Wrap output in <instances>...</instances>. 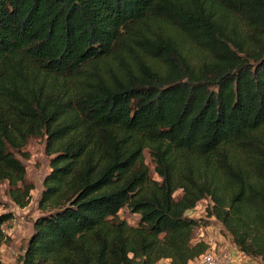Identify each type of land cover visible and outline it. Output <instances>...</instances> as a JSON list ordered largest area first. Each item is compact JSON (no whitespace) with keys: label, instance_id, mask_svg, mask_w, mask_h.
<instances>
[{"label":"trees","instance_id":"trees-1","mask_svg":"<svg viewBox=\"0 0 264 264\" xmlns=\"http://www.w3.org/2000/svg\"><path fill=\"white\" fill-rule=\"evenodd\" d=\"M34 137L50 171L21 264H188L205 199L264 264V0H0V182L21 208Z\"/></svg>","mask_w":264,"mask_h":264},{"label":"rangeland","instance_id":"rangeland-1","mask_svg":"<svg viewBox=\"0 0 264 264\" xmlns=\"http://www.w3.org/2000/svg\"><path fill=\"white\" fill-rule=\"evenodd\" d=\"M16 155L25 164L26 180L33 185V189L30 191L29 203L21 208L10 199L7 182H0V215L5 213L13 215L11 220L1 226L4 240L0 242V264H21L20 256L33 233V222L41 214L39 201L43 190V179L50 171V156L46 153L44 141L40 137L31 138ZM144 157L153 176L157 177L152 157L148 152L144 153ZM179 193L180 191L175 195ZM207 205H209L208 199L201 200L187 212L189 217L201 218L208 222L207 225L196 228L193 237V242H205L207 249L188 264H202V257L206 253L211 255L217 264H263L260 258L248 257L236 249L230 234L222 224L215 218L207 217ZM119 216L132 225L139 218L137 213L131 212L126 207L119 212ZM157 264H170V261L162 259Z\"/></svg>","mask_w":264,"mask_h":264},{"label":"built area","instance_id":"built-area-1","mask_svg":"<svg viewBox=\"0 0 264 264\" xmlns=\"http://www.w3.org/2000/svg\"><path fill=\"white\" fill-rule=\"evenodd\" d=\"M202 264H217V263L211 255L206 253L202 257Z\"/></svg>","mask_w":264,"mask_h":264}]
</instances>
